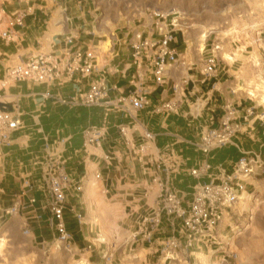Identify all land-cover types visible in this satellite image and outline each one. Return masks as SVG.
<instances>
[{"label": "rangeland", "instance_id": "rangeland-1", "mask_svg": "<svg viewBox=\"0 0 264 264\" xmlns=\"http://www.w3.org/2000/svg\"><path fill=\"white\" fill-rule=\"evenodd\" d=\"M58 1L63 3L67 13L74 14V18L81 16L80 22L86 19L91 25L97 23L94 33L102 36L101 41H107L106 47L111 46L114 40H122L125 34L143 24L144 17L151 24L147 10L176 13L174 17H179L176 32L180 34L187 59L200 61V52L205 53L215 46L219 47L216 54L221 59H227L225 55L231 56L238 49L245 52V56H250L249 52L254 49L252 55L256 59L260 56L259 48L264 47L258 35L264 28V0ZM81 1L80 9L76 2ZM84 4L87 12L80 15L78 13L83 10ZM0 46L3 48L1 42ZM96 51L99 64H105L108 54L100 53L99 49ZM240 55L239 58L242 57ZM254 69L258 71L254 73L258 80L253 81L257 82V87L263 86L264 89V72L260 68ZM4 75L5 72H0V80ZM28 86L33 87V84L20 82L0 91L1 102L15 105L24 117L23 126L25 124L15 137L10 153L3 154L0 169L5 172L4 176L1 173L3 180L0 181V264H264V168L255 169V175L248 181L247 192L226 214L218 229L222 243L205 249L201 254L183 248L186 253L180 250L168 259L149 254L145 261V256L138 253L137 243L132 245L137 238L120 216L122 210H119V204L116 201L104 203L98 197L82 204L83 209L80 210L85 213L82 214L85 217L83 221L93 219L97 228L89 232L90 237L86 234V240L81 237L77 245L72 243L71 249L58 241H49L45 234H36L32 223L34 218L30 213L34 206H30V200L38 198L35 190L42 194L47 189L43 173L51 160L71 164L74 169L83 160L80 155L84 151L83 130L93 127L118 130L121 125L131 129L136 127L151 133L159 149L167 152L180 147L183 155L191 153L195 157L201 155L198 146L206 130L203 129L204 121L188 116L189 110L184 106L178 111L156 115L157 105L152 111L138 112L134 121L114 109L113 105L85 109L42 103L36 107L26 98H20L23 94L21 90ZM240 139L244 153H236L234 146L227 149L226 158H220L222 162L215 165L217 168L209 182L222 180V174L231 176L235 165L243 157L252 159L258 155L264 164V152L257 150L264 138ZM137 178L138 174L135 180ZM18 197L22 201L19 211L8 214L18 203ZM41 198L44 199L43 196ZM129 209L127 213L131 214L133 211Z\"/></svg>", "mask_w": 264, "mask_h": 264}, {"label": "crops", "instance_id": "crops-1", "mask_svg": "<svg viewBox=\"0 0 264 264\" xmlns=\"http://www.w3.org/2000/svg\"><path fill=\"white\" fill-rule=\"evenodd\" d=\"M76 3L77 8L81 9L80 5L83 1ZM62 4L58 0H0V42L3 47L0 46V72H5L6 75L7 71L16 65V62L17 64L25 62L40 54L51 55L58 64V69L62 71L68 61L66 50L69 47L65 43V37L71 35L76 38V44L84 51L94 50L96 66L92 74L87 77L76 74L73 78L64 74L51 85L29 82L33 84V87L28 86L21 90L23 94H20V98H26L27 102L35 104L36 107L42 103L63 105L57 99L85 93L89 90L91 83L104 79L114 109L127 114L133 121L136 120L138 112L128 103L123 106L118 105L117 101L122 97H128L137 89V76L141 70L134 65L130 45L136 31H146L148 18L144 17V23L125 34L122 40H114L111 46L106 47L107 41H101L102 36L94 33L97 23L91 25V22L86 19L80 22L81 16L74 18V14L67 13V9H64ZM82 9L83 12H79V9L75 10L80 15L85 14L86 4ZM21 11H27L23 25L10 27V23ZM3 33H8L10 38H3ZM146 33L148 36V32ZM261 39L264 44V37L262 36ZM171 48L177 52V59L171 64L164 85L155 84L149 60L145 63L146 81L143 83L144 90L148 94L149 106L140 112L152 111L155 106L165 102H177L176 111L184 106L189 110L188 116L204 121L203 129L206 131L219 128L221 120L228 113L234 112L237 122L241 124L240 132L233 137L234 140L229 146L214 149L215 151L209 155L203 154L199 145L198 150L201 155L195 157L191 153L183 155L180 147L172 148L167 152L159 149L153 142L154 137L152 140L146 139L147 131L138 130L136 127L131 129L121 125L118 130L111 127L102 129L93 127L92 129L100 132L101 137L92 144L86 143V131L90 129L83 130L84 151L80 154L83 160L75 169L71 164L65 165L63 162V169L74 184V190L72 189V194L67 200L65 213L67 229L72 234L74 245L80 242L81 237L86 240V234L89 235L93 228H97V223L93 222V219L88 222L83 221L85 217L82 214L85 213L80 210L83 209L82 204H87L92 197L93 199L98 197L104 203L116 201L119 204V210H122L120 216L130 231H134L137 238L132 245L137 243L138 253L140 256H145V261L149 254L162 258L164 256L161 255L162 244L166 240L178 238L183 244L185 242L182 220L165 213L162 214L159 227L151 237H148L150 231L148 221L160 208L163 192L170 190L176 193L183 207L189 208L197 186L215 182V179L210 182L209 179L217 168L215 165L222 162L220 158H226L224 154L229 152L227 149L234 146L235 152L242 154L244 149L240 138H264V123L260 121L261 115L264 114V98L262 97L264 89L263 86L258 85L257 87L258 78L254 76V73H258L254 68H260L264 72V47L259 48L260 56L256 59H253L252 55L254 49L249 52L250 56H245V52H240L239 49L231 56L225 55L227 59H221L217 55L219 66L212 76L204 75V63L209 51L200 52V61L194 58L187 59L179 33H176V41L171 44ZM98 49L100 53L108 54L105 57L106 63L103 65L99 64L96 51ZM239 53L242 56L240 58ZM243 58L250 60L247 62ZM184 80L187 83L184 84L183 90L174 93L173 86ZM11 87L12 85L6 89ZM46 92H50L53 98L46 99L44 97ZM76 107L91 109L104 106L91 108L70 106V108ZM24 127L25 124L21 130ZM122 129H125L126 135L122 134ZM21 130L12 135L11 146L0 148V169L4 160L3 154L10 153L14 139ZM257 147L258 152L263 153L264 140ZM206 165H209L210 169L201 177L198 178L191 174L193 170L201 169ZM1 173L4 176V170L2 172L0 170V181L3 180ZM43 174L45 181V171ZM137 174L139 178L135 180ZM97 175L100 176L98 179ZM221 177L223 180L225 174ZM77 186L82 187L81 192L75 190ZM35 191L34 194L38 195V200L46 199V190H43L42 194L38 192L39 190ZM128 207H130L129 211H133L131 214L127 213ZM33 208L30 213L34 218L32 221L34 231L40 236L45 234L49 241H55L56 238L47 228V212L41 210L39 206ZM99 227L101 230V226ZM203 251L205 249L194 252L201 254L200 252ZM181 253L186 252L181 249Z\"/></svg>", "mask_w": 264, "mask_h": 264}, {"label": "built area", "instance_id": "built-area-1", "mask_svg": "<svg viewBox=\"0 0 264 264\" xmlns=\"http://www.w3.org/2000/svg\"><path fill=\"white\" fill-rule=\"evenodd\" d=\"M151 24L148 23L145 30H138L134 33L133 41L130 45L133 52V62L138 70L136 86L137 89L128 97H122L117 101L118 105L128 103L136 112L145 110L149 106V98L144 90L145 63L149 60L152 69L153 80L156 85L162 86L166 83L171 64L177 59V52L171 48V44L176 41V27L179 17L176 13H165L164 11L149 10ZM27 11H21L15 20L10 23V27L22 26ZM145 27V26H144ZM148 32V36L147 33ZM264 37V29L258 34ZM3 38L9 39L8 33H3ZM65 43L68 45L66 54L68 61L62 71L58 69V64L51 55L40 54L32 57L28 61L20 62L11 67L4 79L0 81V90L6 89L13 83L33 82L36 84L51 85L57 82L64 74L73 78L76 74L84 77L90 76L96 66V55L94 50L84 51L76 44V38L66 36ZM219 47L215 46L209 51L205 59L204 75L212 76L219 66V58L216 54ZM143 71V72H142ZM183 81L173 86V92L178 93L183 90ZM46 99L53 98L50 92H46ZM61 104L67 106L95 107L112 106L113 102L109 97V89L104 79L97 80L90 84L89 90L85 93L75 95L65 99H57ZM1 101V100H0ZM177 102H165L159 105L155 111L159 114L171 113L177 110ZM12 110L0 109V148L9 147L12 144V135L23 128L22 114L15 105ZM261 122L264 123V114L261 115ZM241 124L237 122L234 112L228 113L222 120L220 127L209 129L202 134L200 150L203 154L209 155L214 149L227 145L233 137L240 132ZM123 135L125 129L121 130ZM100 132L96 129L86 131V143L92 144L99 140ZM146 139L152 140L153 135L146 133ZM264 164L258 157L252 159L241 158L231 176L225 177L221 182L203 183L197 186L194 198L189 208H184L178 195L170 190H165L161 196L160 208L149 218L150 231L148 237L159 227L162 214L182 220L184 239L181 242L178 238L166 240L162 244L161 255L166 258L174 257L181 249L187 251H201L213 248L222 243L218 234V229L222 226L226 214H228L234 204L244 195L249 186V179L255 175V169H263ZM210 169L209 165L191 172L195 177H201ZM100 176L97 175L98 179ZM46 199L43 201L33 198L30 206H39L41 210L47 212V228L51 234L67 249L72 248V234L69 233L66 223V204L68 198L74 190L71 177L63 169V163L59 160H51L46 165L45 170ZM81 192L82 187L75 189ZM21 197L18 203L9 210L8 214L17 213L21 207ZM41 219V218H40Z\"/></svg>", "mask_w": 264, "mask_h": 264}, {"label": "water", "instance_id": "water-1", "mask_svg": "<svg viewBox=\"0 0 264 264\" xmlns=\"http://www.w3.org/2000/svg\"><path fill=\"white\" fill-rule=\"evenodd\" d=\"M0 109H2V110H4V109L12 110L10 104H6V103L1 102V101H0Z\"/></svg>", "mask_w": 264, "mask_h": 264}]
</instances>
